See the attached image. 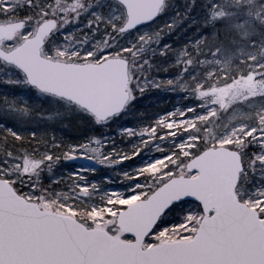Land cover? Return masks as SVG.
<instances>
[{
	"label": "snow or ice",
	"instance_id": "snow-or-ice-1",
	"mask_svg": "<svg viewBox=\"0 0 264 264\" xmlns=\"http://www.w3.org/2000/svg\"><path fill=\"white\" fill-rule=\"evenodd\" d=\"M26 3L0 0V20L15 19ZM162 7L159 0L156 14L126 27L124 34L150 22ZM150 39L139 37L141 43ZM120 47L126 54L140 51L132 42L83 54L99 58ZM143 90L139 80L135 88L126 81L119 107L93 121L106 124ZM175 111L135 131L120 130V136L143 141L134 155L125 147L106 148L112 141L97 135L65 144L53 134L51 143L15 153L8 149L0 158V264H264V129L249 126L248 141L235 152L239 167L215 188L199 152L200 133L179 131ZM191 115L185 112L180 120ZM0 128L19 138L3 121ZM134 159L139 162L121 170L119 181L89 178L93 161L113 166ZM65 160L87 163L54 173Z\"/></svg>",
	"mask_w": 264,
	"mask_h": 264
},
{
	"label": "trees",
	"instance_id": "trees-1",
	"mask_svg": "<svg viewBox=\"0 0 264 264\" xmlns=\"http://www.w3.org/2000/svg\"><path fill=\"white\" fill-rule=\"evenodd\" d=\"M50 1L27 0L25 7L18 9V16L15 20L25 19L38 10V5ZM225 1L170 0L165 4L168 5V10L174 8L173 13L163 14L161 12L158 20L151 24L160 31L157 35L150 36L151 39L148 41L151 45L158 42L161 47L167 46L163 53L159 52L151 61L161 87H150L149 91L142 93V97L137 96L129 105V113L125 114L124 123L128 125L149 124L153 118L177 104L182 109L191 107L194 112L202 111L198 106L203 104L208 107L209 111L203 112V117L195 121L188 130L193 136L197 132L200 133L202 140L199 152L217 145L218 139L226 127L231 124V118L239 114L237 110L242 112L241 115L245 119L243 122L245 130L240 133V138L231 149L237 151V146L248 141L249 126L259 127L255 108L250 107V103L263 100L264 92L247 91L244 81L253 72L247 64L249 55L255 53L257 56H264V29H256L253 34L243 33L236 20L241 10L235 11ZM195 44L198 45L195 46ZM183 47H186L187 54L192 58L193 66L181 78L184 82H189L190 86L183 93L181 90L174 93L169 90L171 87L168 83L173 82L182 71L180 65L174 61V57ZM216 51L222 53L223 56L220 60H223L221 68L214 71L206 67L199 68L200 61H209L211 54ZM263 66L264 64L254 70L258 78L264 77ZM5 68L8 66L0 62V70ZM19 76L23 77L20 73ZM22 90L25 93L45 96L31 88ZM226 91L227 96L223 97ZM21 93L22 91L15 86L0 81V103L14 100L17 95L20 97ZM52 99L66 104V110L62 113L58 108L54 109V106H47L41 102L37 111L43 114L42 119L48 121H40L34 127L29 125L33 120L28 116H23L19 107L0 106V121L11 128L14 123L19 128V132H16L19 138L9 132L8 128H0V158L7 153L8 149L15 153L24 147L35 148L37 144H43L44 140H49L51 143L50 138L53 134L57 142L62 141L65 144L79 143L91 135H97L106 140L114 135L111 132L112 129L96 124L91 116L76 106L56 98ZM126 141V138L114 139L115 144H122L124 147L128 145ZM112 147L114 146H106V148ZM52 150L58 151V149ZM70 166L65 161H61L53 172L56 173ZM123 166L126 165H121ZM113 171L112 168L104 165L90 173L89 177L102 181ZM47 175L45 173V176Z\"/></svg>",
	"mask_w": 264,
	"mask_h": 264
},
{
	"label": "rangeland",
	"instance_id": "rangeland-1",
	"mask_svg": "<svg viewBox=\"0 0 264 264\" xmlns=\"http://www.w3.org/2000/svg\"><path fill=\"white\" fill-rule=\"evenodd\" d=\"M227 4L232 6V8L236 11L240 9L241 11L237 14L236 20H238V24L241 26V30L243 33L253 34L256 29H264V0H226ZM20 3H25V0H20ZM38 10L25 18L24 28L17 33L16 37L11 40V43L5 42L3 47L5 49H10L14 47L16 44L30 37L37 25L46 18L56 17L58 18V27L48 38L45 47L42 49V56L46 57L53 61H62V62H73V63H96L102 61L106 58H124L129 62V81L131 86L135 88L136 81H140V86L144 89L143 92L136 91L134 100L138 97H142V93L149 91L150 87L160 88L159 84L160 80L156 76V71L153 70L154 65L152 66L151 61H153V57L157 55L160 49H167V46L161 47L157 42L154 45L146 43H141L139 40L140 36L150 37L158 34L160 30H158L154 26H146L143 27L133 33H129L127 35H122L119 33L120 27L125 22L126 16L124 9L117 3L109 1V0H51L50 2H44L42 5H38ZM23 9V8H18ZM17 9V11H18ZM173 9L168 10V5H164L162 13L167 12L168 14L173 13ZM228 10V8L226 9ZM177 17V15H175ZM173 17V16H172ZM15 19L7 18L0 20V23L12 22ZM113 25L115 26V30H113ZM27 26L28 30L25 31V27ZM170 31V30H168ZM170 33V32H169ZM86 40V43H83ZM135 42L136 47L140 50L139 52L133 51L130 54H126V49L120 47L119 51L113 50L111 53L107 55H100L99 58H95L84 55L83 52H86L88 49H93L94 51H98L102 47H111L113 43H118V45L123 46L125 44H132ZM68 44H75L76 49L72 51L65 50V46ZM198 44H195L197 46ZM264 50V48H263ZM197 53V51H196ZM222 53L216 51L211 54V59L209 61L204 60L200 61L199 68L206 67L209 70L220 69L223 65V60H221ZM174 61L180 65L182 71L173 82H169L168 86L171 92H178L181 90L183 93L187 87H189V82H184L182 80V76L193 66L192 58L187 54L186 47L178 50V53L174 57ZM145 60L149 61L150 64H145ZM248 66L250 67L251 75L247 80L244 81L245 89L247 91H258L264 92V77L258 78V75L254 72L257 68L264 64V56H257L255 53H251L248 57ZM143 65V68L140 66ZM264 73V66L263 71ZM145 80H147V86L145 87ZM0 81L3 83L10 84L15 86L19 90L22 91L20 97L17 95L14 100H7V103L2 101L0 103L1 107H19L20 113L23 116H28L33 120L29 125L34 127L40 121H48L42 119L43 114L40 111H37L41 102L46 104L47 106H54L53 108H58L63 113V110H66V104L61 102H57L56 100L51 98H46L47 95L41 96L32 93H25L22 89L28 88L23 77L19 76V72L17 70L12 69L10 67L0 70ZM159 85L158 87L155 85ZM198 87V86H197ZM36 92V91H35ZM244 92V91H243ZM245 93V92H244ZM227 96V91L223 93V97ZM264 98V95H263ZM133 100V101H134ZM65 103V102H64ZM250 103V107L255 108L256 117L258 119L259 127H252L256 129H264V99L260 102H252ZM260 107L258 108V106ZM6 107V108H8ZM198 108H201L202 111L194 112V109L188 107L187 109H182L181 107L175 105L170 110H178L175 111L176 115V124L179 126V131L183 132L185 130H189L193 123L198 119H201L204 115L203 112L209 111L206 105L200 104ZM185 112H191L192 115L186 117L183 121L180 120V117ZM239 112L238 115H233L231 118V124L226 127L223 134L220 136L217 142V147L224 146L228 147V142L234 143L240 138V133L245 130L243 127V116L242 112ZM129 113V106L122 112L120 115L112 118L106 124L101 125L106 127V129H112L113 136L108 138L109 141L106 146H114L117 149L124 147L122 144H115V138H126V142L128 143L127 154L134 155L136 150H139L140 147H143V141L137 138L135 135L131 137L125 135L120 136L119 132L121 129L132 127L133 131L139 129L140 127L145 126L146 124H136V125H128L125 122L126 115ZM125 115V116H123ZM96 123V122H95ZM152 123V122H151ZM149 123V124H151ZM98 124V123H96ZM12 128L15 129V132H19V128L13 123ZM251 129L248 130V135L250 134ZM180 155V154H179ZM139 161H124L118 163L113 166H109L114 171L107 175L106 177H110L112 181H119L122 177L119 174L121 170L126 169L130 165H134ZM98 163V162H97ZM245 164L248 163L246 158ZM99 164V163H98ZM121 165H126L121 167ZM99 166H104L99 164ZM77 166H70L62 168L56 172H65L67 170H74ZM152 171H156V168L153 167ZM92 173L91 171L88 173ZM90 179H96L93 177H89ZM97 180V179H96ZM132 202V199L128 201Z\"/></svg>",
	"mask_w": 264,
	"mask_h": 264
},
{
	"label": "water",
	"instance_id": "water-1",
	"mask_svg": "<svg viewBox=\"0 0 264 264\" xmlns=\"http://www.w3.org/2000/svg\"><path fill=\"white\" fill-rule=\"evenodd\" d=\"M112 1L119 3L125 10L127 18L119 29L122 34L126 27L156 14L159 3V0ZM165 1L163 0V4ZM158 16L159 14L137 29L155 21ZM23 25V21L0 24V44L13 38ZM56 26V20H44L31 37L15 48L6 51L0 46V61L19 70L30 87L72 103L93 118L98 114L113 113L124 99L126 81L128 82V62L122 58H109L97 64H75L44 58L41 49ZM235 152L226 147H211L201 152L212 187L220 188L226 178L232 176L239 167V158L235 156ZM66 161L79 166L87 163L84 160ZM88 167L97 168V164L93 161Z\"/></svg>",
	"mask_w": 264,
	"mask_h": 264
}]
</instances>
